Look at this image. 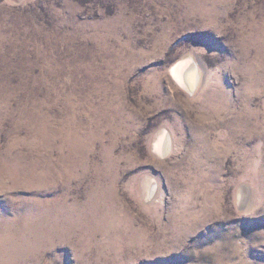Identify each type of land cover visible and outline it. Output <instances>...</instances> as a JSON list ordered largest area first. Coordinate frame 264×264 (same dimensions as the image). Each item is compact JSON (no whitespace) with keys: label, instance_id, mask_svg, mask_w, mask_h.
<instances>
[{"label":"rangeland","instance_id":"rangeland-1","mask_svg":"<svg viewBox=\"0 0 264 264\" xmlns=\"http://www.w3.org/2000/svg\"><path fill=\"white\" fill-rule=\"evenodd\" d=\"M0 264H264V0H0Z\"/></svg>","mask_w":264,"mask_h":264},{"label":"bare ground","instance_id":"bare-ground-1","mask_svg":"<svg viewBox=\"0 0 264 264\" xmlns=\"http://www.w3.org/2000/svg\"><path fill=\"white\" fill-rule=\"evenodd\" d=\"M171 76L181 89L192 94L198 85L199 70L194 61L189 59L188 63H176L171 69ZM152 150L159 157H166L170 154L171 147L168 132L162 130L157 134ZM149 184H153V180H145L143 183L144 188L146 189Z\"/></svg>","mask_w":264,"mask_h":264}]
</instances>
